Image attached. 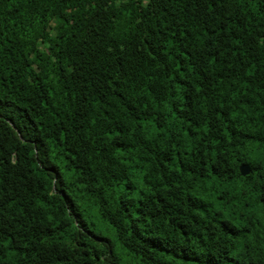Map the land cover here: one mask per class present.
<instances>
[{
	"label": "trees",
	"instance_id": "1",
	"mask_svg": "<svg viewBox=\"0 0 264 264\" xmlns=\"http://www.w3.org/2000/svg\"><path fill=\"white\" fill-rule=\"evenodd\" d=\"M0 264H264V0H0Z\"/></svg>",
	"mask_w": 264,
	"mask_h": 264
},
{
	"label": "water",
	"instance_id": "2",
	"mask_svg": "<svg viewBox=\"0 0 264 264\" xmlns=\"http://www.w3.org/2000/svg\"><path fill=\"white\" fill-rule=\"evenodd\" d=\"M239 172L241 176H246L250 173V168L247 164H241L239 166Z\"/></svg>",
	"mask_w": 264,
	"mask_h": 264
}]
</instances>
